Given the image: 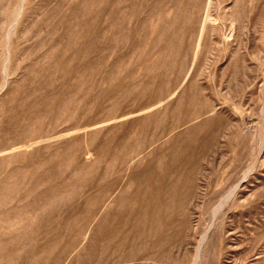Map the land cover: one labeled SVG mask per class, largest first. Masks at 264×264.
Instances as JSON below:
<instances>
[{"label":"rangeland","instance_id":"obj_1","mask_svg":"<svg viewBox=\"0 0 264 264\" xmlns=\"http://www.w3.org/2000/svg\"><path fill=\"white\" fill-rule=\"evenodd\" d=\"M0 264H264V0H0Z\"/></svg>","mask_w":264,"mask_h":264}]
</instances>
